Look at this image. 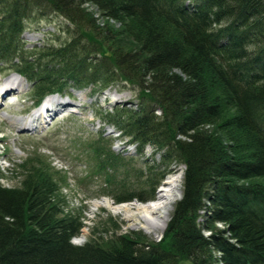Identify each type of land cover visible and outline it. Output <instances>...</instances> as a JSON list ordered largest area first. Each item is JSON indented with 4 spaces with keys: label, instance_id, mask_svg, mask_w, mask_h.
<instances>
[{
    "label": "trees",
    "instance_id": "trees-1",
    "mask_svg": "<svg viewBox=\"0 0 264 264\" xmlns=\"http://www.w3.org/2000/svg\"><path fill=\"white\" fill-rule=\"evenodd\" d=\"M51 11L74 25L70 38L28 45L31 19ZM0 69L31 82L36 104L88 86L137 90L135 108L98 114L137 153L152 145L147 169L103 131L87 143L117 203L151 199L185 166L159 241L83 244L61 171L32 163L6 186L0 167V264H264V0H0Z\"/></svg>",
    "mask_w": 264,
    "mask_h": 264
},
{
    "label": "rangeland",
    "instance_id": "rangeland-1",
    "mask_svg": "<svg viewBox=\"0 0 264 264\" xmlns=\"http://www.w3.org/2000/svg\"><path fill=\"white\" fill-rule=\"evenodd\" d=\"M73 28L74 25L62 14L51 11L43 18L31 19L23 37L28 45H57L70 38L69 33ZM13 79L14 75L10 71L0 69V87L3 88ZM15 82V87L9 90L7 95L2 94L0 99L2 183L6 186L19 185L26 173V167L32 163L42 166L44 161L47 163L45 166L61 171L58 176L66 177L67 182L62 186V194L66 200L65 210H78L83 216L85 225L82 234L75 236L73 242L83 244L92 235L102 236L107 240L129 233L133 236L141 235L145 240L159 241L164 229L149 234L132 226L133 222L125 218L124 212H117L113 208L130 205L135 201L145 203L156 199L163 183L170 178L177 180V201L182 193L184 164L171 165V172L159 180L151 199L117 203L115 192H109L104 183V174L93 171L96 168V160L92 157L93 152L87 147V143L98 139L103 131L104 138L109 141L115 152L138 157L140 162L137 165L147 169L152 161L144 163V159L150 158L152 145L146 144L142 154L137 153V143L133 142L130 136H122L121 131L116 130L105 115L98 114V110L114 111L116 106L135 108L137 90L131 89L129 85L107 87L103 91L88 86L71 94L55 96L54 106L42 114L43 111L38 110L41 109L43 101L36 104L31 82L23 77L17 78ZM58 103L62 104V107L58 106ZM37 112L42 115L39 114V120L36 122L38 127H35V121L29 120ZM155 159H158V156H155ZM179 264L192 263L181 261Z\"/></svg>",
    "mask_w": 264,
    "mask_h": 264
},
{
    "label": "bare ground",
    "instance_id": "bare-ground-1",
    "mask_svg": "<svg viewBox=\"0 0 264 264\" xmlns=\"http://www.w3.org/2000/svg\"><path fill=\"white\" fill-rule=\"evenodd\" d=\"M12 75H14V79L8 81L3 88L0 87V99L2 94H6L15 87L17 78H22L16 73ZM58 106L62 107V104L58 103ZM44 108L41 111L45 112ZM176 182L177 180L172 178L166 180L160 188L157 198L152 201L145 203L135 201L130 205H122L113 209L117 212H124L125 218L133 222L132 226L135 228H141L149 234L156 233L164 229L172 203L176 198V193L179 192Z\"/></svg>",
    "mask_w": 264,
    "mask_h": 264
}]
</instances>
